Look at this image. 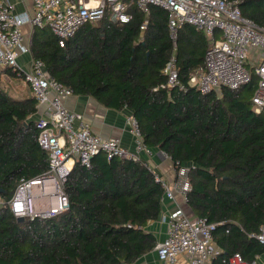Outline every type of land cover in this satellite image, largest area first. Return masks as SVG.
<instances>
[{
    "label": "trees",
    "instance_id": "1",
    "mask_svg": "<svg viewBox=\"0 0 264 264\" xmlns=\"http://www.w3.org/2000/svg\"><path fill=\"white\" fill-rule=\"evenodd\" d=\"M243 17L264 27V0H235ZM126 23L87 22L64 46L47 27H34L29 47L48 73L106 107L128 108L143 143L188 167L187 205L214 223L222 258L252 262L264 246V109H252V82L203 94L188 84L203 65L208 39L189 23L170 36L164 9L145 16L134 3ZM176 59L184 88L167 86L163 68ZM9 76H17L7 69ZM34 97L14 98L0 85V264H131L157 242L147 229L162 211L163 189L140 161L103 152L89 166L76 161L64 182L68 207L48 218L19 221L8 200L20 179L44 175ZM226 230L228 232H226Z\"/></svg>",
    "mask_w": 264,
    "mask_h": 264
},
{
    "label": "built area",
    "instance_id": "2",
    "mask_svg": "<svg viewBox=\"0 0 264 264\" xmlns=\"http://www.w3.org/2000/svg\"><path fill=\"white\" fill-rule=\"evenodd\" d=\"M131 3L145 16L141 29L146 27L150 6L157 5L167 13L172 38L185 23L205 34L208 46L204 63L191 72L189 85L203 94L221 87L238 89L250 84L254 74L252 109L256 112L264 109V27L243 17L235 0H32L31 11H17L11 0H0V79L11 69L28 85L36 107H45L44 114L35 119V125L37 142L49 161L44 175L19 180L8 205L15 217L48 218L68 207L64 182L76 161L89 166L92 156L99 152L107 158L140 161L160 181L162 204L165 200L175 202V207L161 217L167 228L164 238L154 247L157 260L160 264H176L178 256L185 254L188 264H206L221 255L213 239L214 223L204 217L190 216L176 202L180 197L187 204V192L191 188L188 167L173 164L174 177L167 180L144 157L152 151L143 143L139 123L132 113L126 116L128 129L134 136V148L130 149L116 137L93 132L82 113L65 105L64 98L73 93L72 89L52 77L43 60L31 57L27 68L18 61L20 54H30L29 45L24 43V24L47 27L58 45L64 46L87 22L103 19L112 23L129 22ZM163 73L167 86L185 87L178 77L174 56L166 62ZM159 154L167 157L163 152ZM255 237L264 246V224ZM222 262L254 264L245 261L239 253L223 257Z\"/></svg>",
    "mask_w": 264,
    "mask_h": 264
},
{
    "label": "crops",
    "instance_id": "3",
    "mask_svg": "<svg viewBox=\"0 0 264 264\" xmlns=\"http://www.w3.org/2000/svg\"><path fill=\"white\" fill-rule=\"evenodd\" d=\"M15 4L17 11L32 9V0H11ZM34 26L29 23L24 24L23 32L25 30H30L29 35L25 33L24 43L29 45L30 36L33 31ZM217 35L218 34L217 32ZM32 57L30 54L22 53L18 57L20 64L24 68L28 67V60ZM3 78V77H2ZM5 78H9L7 74ZM30 91V90H29ZM31 95V93H30ZM27 95V96H30ZM15 98V97H14ZM20 99V98H18ZM65 105L77 112L82 113L85 118L90 122L93 132L100 134L104 137H116L120 140L122 145L127 148H134V136L130 133L128 125L126 123V116L131 113L128 108H123L121 110L106 107L99 103L94 97L90 95H80L72 93L64 98ZM44 106L37 107V115L44 114ZM152 165V167L167 180L171 181L174 177L173 163L169 157H164L159 154V152L153 151L151 155H144ZM1 202V201H0ZM178 204H180L185 211L192 217H196L187 204H185L180 197H177ZM175 207V202L171 200H165L162 204V211L159 218L155 221H150L147 224V229L152 231L157 238V241L164 238L167 224L162 221V215L168 210ZM226 232H228L226 230ZM215 241V240H214ZM216 243V242H215ZM218 246V245H217ZM219 247V246H218ZM220 256H216L210 259L206 264H217L220 261ZM254 264H264V252L257 254L253 260ZM131 264H160L157 260L155 250H151L148 253L142 255L134 263ZM176 264H188V258L185 254H180Z\"/></svg>",
    "mask_w": 264,
    "mask_h": 264
},
{
    "label": "rangeland",
    "instance_id": "4",
    "mask_svg": "<svg viewBox=\"0 0 264 264\" xmlns=\"http://www.w3.org/2000/svg\"><path fill=\"white\" fill-rule=\"evenodd\" d=\"M27 36L30 30H25L24 32ZM0 85L8 92L9 95L15 98H24L30 95L29 87L23 78L18 76H9V78H1ZM220 93L219 89L216 90Z\"/></svg>",
    "mask_w": 264,
    "mask_h": 264
},
{
    "label": "water",
    "instance_id": "5",
    "mask_svg": "<svg viewBox=\"0 0 264 264\" xmlns=\"http://www.w3.org/2000/svg\"><path fill=\"white\" fill-rule=\"evenodd\" d=\"M0 191H1V188H0ZM16 218H17V220H19V221L24 220V217H22V216H19V217H16Z\"/></svg>",
    "mask_w": 264,
    "mask_h": 264
}]
</instances>
